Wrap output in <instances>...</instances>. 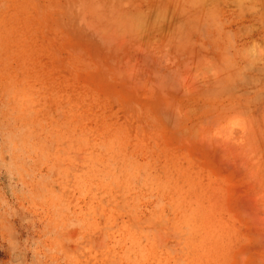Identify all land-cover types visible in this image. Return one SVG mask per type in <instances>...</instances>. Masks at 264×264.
Wrapping results in <instances>:
<instances>
[{"label":"rangeland","instance_id":"obj_1","mask_svg":"<svg viewBox=\"0 0 264 264\" xmlns=\"http://www.w3.org/2000/svg\"><path fill=\"white\" fill-rule=\"evenodd\" d=\"M0 264H264V0H0Z\"/></svg>","mask_w":264,"mask_h":264}]
</instances>
